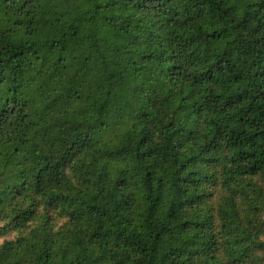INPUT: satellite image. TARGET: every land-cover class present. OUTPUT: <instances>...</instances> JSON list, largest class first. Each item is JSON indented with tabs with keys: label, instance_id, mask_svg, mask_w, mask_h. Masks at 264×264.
Returning <instances> with one entry per match:
<instances>
[{
	"label": "trees",
	"instance_id": "obj_1",
	"mask_svg": "<svg viewBox=\"0 0 264 264\" xmlns=\"http://www.w3.org/2000/svg\"><path fill=\"white\" fill-rule=\"evenodd\" d=\"M0 264H264V0H0Z\"/></svg>",
	"mask_w": 264,
	"mask_h": 264
}]
</instances>
